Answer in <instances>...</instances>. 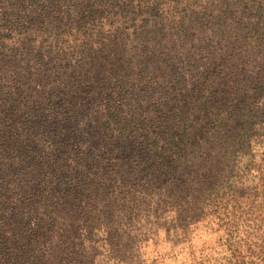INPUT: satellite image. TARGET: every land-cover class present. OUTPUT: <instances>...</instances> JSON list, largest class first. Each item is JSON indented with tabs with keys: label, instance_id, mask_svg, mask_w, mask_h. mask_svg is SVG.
Segmentation results:
<instances>
[{
	"label": "rangeland",
	"instance_id": "1",
	"mask_svg": "<svg viewBox=\"0 0 264 264\" xmlns=\"http://www.w3.org/2000/svg\"><path fill=\"white\" fill-rule=\"evenodd\" d=\"M0 264H264V0H0Z\"/></svg>",
	"mask_w": 264,
	"mask_h": 264
},
{
	"label": "trees",
	"instance_id": "2",
	"mask_svg": "<svg viewBox=\"0 0 264 264\" xmlns=\"http://www.w3.org/2000/svg\"><path fill=\"white\" fill-rule=\"evenodd\" d=\"M59 110V107H58V105H50L49 106V112L53 115V114H55L57 111ZM33 236L35 235L34 233L32 234ZM19 252V251H18ZM16 258H23V256L21 255V253H18L17 255H16Z\"/></svg>",
	"mask_w": 264,
	"mask_h": 264
}]
</instances>
